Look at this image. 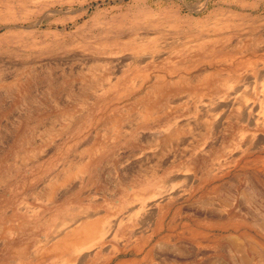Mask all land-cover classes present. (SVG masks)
Instances as JSON below:
<instances>
[{"label":"rangeland","instance_id":"1","mask_svg":"<svg viewBox=\"0 0 264 264\" xmlns=\"http://www.w3.org/2000/svg\"><path fill=\"white\" fill-rule=\"evenodd\" d=\"M254 42L264 46V0H0V264H21L15 249L27 243L37 258L76 207L107 225L86 264L264 259V58L249 53ZM246 52L257 60L240 70L249 100L237 103L258 115L231 108L237 122L216 131L202 105L229 89L199 93L200 105L173 87L156 120L140 119L157 75L228 72L221 61ZM83 158L86 170L48 198L46 181Z\"/></svg>","mask_w":264,"mask_h":264},{"label":"bare ground","instance_id":"2","mask_svg":"<svg viewBox=\"0 0 264 264\" xmlns=\"http://www.w3.org/2000/svg\"><path fill=\"white\" fill-rule=\"evenodd\" d=\"M196 34H195V36H197ZM189 38H193V37H189ZM203 43H206V41L200 42V43H198V45L200 46ZM253 44H254V46L249 49V51H251V52H249V51H247V52L252 53L254 56L264 58V46L258 44V42H254ZM248 46H249V44H248ZM230 48H231V46H230ZM230 48L228 50H230L231 52H235V50L238 48V46H237V48L235 47V50L232 48L230 49ZM244 50H246V49H244ZM244 50H242V51H244ZM192 51H194V50H192ZM247 52H246V54L241 53V56H240L241 59L236 61V62H232L231 61L232 59L230 61L229 60L224 61V62L221 61L223 66H224V63L228 64L229 66L232 64L230 66V68L226 69V70H228V72L222 71L223 69H216L215 68V69H212V71L211 70L210 71L209 70H203L200 73L196 74V76H194V77H183V76H181L179 79H175L173 81L166 79L165 76L163 77L160 74L157 75L152 86H148V88L145 92V93L149 94L148 96H150L147 101H149V100L150 101L147 104L141 105V108L138 112L140 119L147 121V117H149L150 120H156L157 117L160 116L159 115L160 110H158L156 108V107H158L156 100L158 98L159 99L165 98L166 94L168 92L173 91V87L174 88L175 87H183V88H186V90L188 89L192 92H195L196 96L198 97L195 102L199 101L200 105L203 104L205 101H203V99L200 97L199 93H201V92L204 93V92H209V91H211L212 93L215 91L220 93V92H223L224 89H229V93H227V94L222 93V95L218 96V97H214V95L209 96L207 98V100H208L207 104L204 103L202 105V107L204 108V111L209 110L208 113L211 112L210 113V114H212V116H211L212 122L210 121L211 127H212V129L215 128L216 131H218L217 129H219V130L220 129H226L227 127H229V126H231L237 122V120L235 119V116L233 117V116L228 115V112L230 111L231 108H237V109L241 110L242 113L245 115H248V114L252 115V113L253 114L256 113L255 115H258L259 114L258 112L260 109L258 110V112L257 111L255 112L253 105L251 103L246 102L244 104L245 106L238 105V103H237L238 102L237 98L241 97V96L244 99V101L249 100L248 95H247L248 93H246V94L244 93V95L243 94L241 95L242 91L239 90L240 86L238 84L241 82V80H243V79H241L242 76H240V73H241L240 70L243 68H248V67H251V69H252L254 67V63L257 60V59H254L253 57L248 56ZM244 57H246V59H243ZM206 61H208V63L211 64V67H213L214 64H217V61H211L210 59L209 60L207 59ZM258 74L261 75L262 78L264 77V73H258ZM6 80H8V79H6ZM8 83L13 84V81H10ZM236 85H238V87L235 88ZM263 90H264V88H263ZM179 91H181V90H179ZM142 98H143V96L136 97L135 102L138 103L140 100H142ZM261 101H262V103L259 104V106H260L259 108H261V110L264 111V95H263V98ZM188 102H189V100H188ZM205 108L207 110H205ZM261 110H260V112H261ZM220 111H221V113H220ZM208 116L210 117V115H208ZM254 119L256 121V118H254ZM37 120L39 121V119H37V117H35L32 119L33 122L29 121L30 122L29 124H31L30 126L32 127L33 125H35ZM208 120H207V122H208ZM189 122H190V119H189V121H187V123H189ZM210 122H209V124H210ZM183 125H182V127H183ZM179 126H180V123H178V124L176 123L172 127L168 126V129H166V132H170L168 139L177 140V137L181 133V131L179 130L180 129ZM178 127H179V129H178ZM247 137H249V136H247ZM26 140L27 139H25L23 142H25ZM88 163L89 162L86 158L85 159L83 158L77 164H75L73 162V160H71V159L65 161L62 164V168H61L62 172H61L60 176L52 177V178H50V180L46 181L47 182L46 185L48 186V189H49L48 190L49 196H47V197L48 198L53 197L54 192H55L54 187H55L56 183L63 186V184H65L68 180H70V178L72 176L75 177V176L80 175L82 172H84L86 170ZM188 171H185V172L188 173ZM165 191H169V190H165ZM161 193H162V191H161ZM165 193L167 194V192H165ZM165 193L163 196H165ZM159 195H158V198H157V195H155L157 199L154 200L153 203H151L152 207L153 206L156 207L159 204V202L161 201L162 195L160 197H159ZM153 199H155V197H153ZM69 217L70 218L67 222L62 223V225L59 228L56 227L55 232L53 233V234H55L53 237V239L55 241H52L50 244L46 243L44 245H39L41 247H39L36 251L37 252V255H36L37 258L31 257V254H30V249L32 246L31 243L21 245L20 247L15 249L17 256L21 259V264H42V262L44 261V257H46L47 254H53L54 256H58V263L59 264H74L76 262V260L78 259L79 255H81V253L83 255H85L86 251H88V250L91 251L92 248L99 247L97 244L98 243L97 241L101 240L104 236H106L108 234V233H106L107 227H105L107 225H105V223L102 222L101 218L95 217L94 212L82 210V209L76 207V208L71 209V212L69 213ZM237 244L239 245V243H237ZM45 249H46V252L43 256L38 255V253H40V252H38L39 250L44 251ZM251 250H253V248ZM256 251H257V249H256ZM83 255H82L81 262L82 261L85 262L87 260V257H88L86 255L85 256H83ZM240 256L242 257L243 255H240ZM244 263L245 264H264V259L262 258L261 260L256 261L255 263H252L251 260L245 259ZM85 264H86V262H85ZM235 264H237V263H235Z\"/></svg>","mask_w":264,"mask_h":264}]
</instances>
